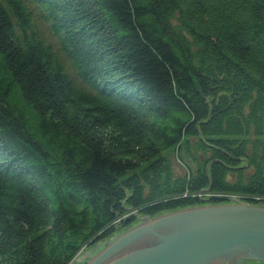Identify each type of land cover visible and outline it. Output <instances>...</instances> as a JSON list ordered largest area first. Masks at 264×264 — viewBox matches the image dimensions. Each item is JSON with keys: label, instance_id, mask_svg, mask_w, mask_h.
Masks as SVG:
<instances>
[{"label": "trees", "instance_id": "16d2710c", "mask_svg": "<svg viewBox=\"0 0 264 264\" xmlns=\"http://www.w3.org/2000/svg\"><path fill=\"white\" fill-rule=\"evenodd\" d=\"M229 197L264 205V0H0V264Z\"/></svg>", "mask_w": 264, "mask_h": 264}, {"label": "water", "instance_id": "95a60500", "mask_svg": "<svg viewBox=\"0 0 264 264\" xmlns=\"http://www.w3.org/2000/svg\"><path fill=\"white\" fill-rule=\"evenodd\" d=\"M139 221L84 264H264V205L232 199Z\"/></svg>", "mask_w": 264, "mask_h": 264}, {"label": "rangeland", "instance_id": "374dc122", "mask_svg": "<svg viewBox=\"0 0 264 264\" xmlns=\"http://www.w3.org/2000/svg\"><path fill=\"white\" fill-rule=\"evenodd\" d=\"M32 15V14H31ZM33 19L36 21V25L38 26V28L40 29L42 35H43V39L48 42H51L53 46H57V43H56V40L55 38H53L49 31H48V27H47V24L45 22V20L43 19V15H41L38 11L34 10L33 11V15H32ZM66 68L68 69V71L70 73L73 74L72 70L69 68V66L66 64L65 65ZM175 171H179V169L175 166ZM200 197V199L202 200V202L204 203L205 201H208L209 199H205L203 198L202 196H198ZM210 198V197H209ZM229 200H227V198H224L223 202L224 204H227V203H231V200L232 199H239L237 197H229L228 198ZM241 200V199H240ZM218 205H221V204H218ZM201 206H205V205H201ZM158 216V215H157ZM138 222H140L138 220ZM133 226V225H132ZM131 226V227H132ZM129 228H126L123 232L127 231ZM121 234V233H120ZM119 235V234H118ZM117 235V236H118ZM115 236V237H117ZM113 239V238H112ZM109 243V241L107 243H104V244H98V245H95V246H92L86 250H84L77 258L76 260L74 261L73 264H84L89 258L91 259L93 256H95L97 253H99V251L105 247L107 244ZM242 264H262V263H259V262H243Z\"/></svg>", "mask_w": 264, "mask_h": 264}, {"label": "bare ground", "instance_id": "6f19581e", "mask_svg": "<svg viewBox=\"0 0 264 264\" xmlns=\"http://www.w3.org/2000/svg\"><path fill=\"white\" fill-rule=\"evenodd\" d=\"M243 262H244V261H243ZM243 262H242V263H243Z\"/></svg>", "mask_w": 264, "mask_h": 264}]
</instances>
